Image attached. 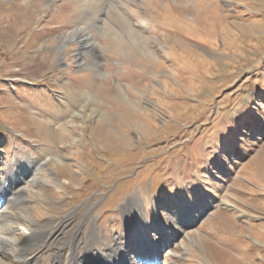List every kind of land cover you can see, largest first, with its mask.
Listing matches in <instances>:
<instances>
[{
    "label": "rangeland",
    "instance_id": "1",
    "mask_svg": "<svg viewBox=\"0 0 264 264\" xmlns=\"http://www.w3.org/2000/svg\"><path fill=\"white\" fill-rule=\"evenodd\" d=\"M1 180L30 264H264V0H0Z\"/></svg>",
    "mask_w": 264,
    "mask_h": 264
},
{
    "label": "bare ground",
    "instance_id": "2",
    "mask_svg": "<svg viewBox=\"0 0 264 264\" xmlns=\"http://www.w3.org/2000/svg\"><path fill=\"white\" fill-rule=\"evenodd\" d=\"M82 3H83V1H82ZM77 5H80V4H77ZM83 5H85V4H83ZM90 6H92V5H90ZM87 7H88V5H87ZM77 14L78 15H76L77 17H75L76 19L74 21L75 23L79 22V20H80L78 18V16H80V13H77ZM83 14L85 15V11H84ZM84 19H82V20H84ZM129 30L134 32V30L132 29V26H130ZM85 36H86L85 38L87 39V43L90 44V38H89L90 34L86 33ZM26 182H27V180H26ZM19 183L21 184L22 181L17 182V185ZM11 187L12 186H11V184H9V182L5 184L4 182L2 183V180L0 181V216L4 213V211L6 210L8 205L14 200L13 198H14V195L16 193H17L16 199H15V201L17 202L16 204H18L24 198V196H23L24 194L23 193L26 190L25 187H22V185H21L20 187L16 188L13 185L12 190L15 189L14 192L11 191ZM9 195L11 196L10 201L7 199ZM16 208L18 209L20 207H16ZM11 213L13 215H17V211H14V213L13 212H11ZM28 222L30 224V225L28 224V226H33L34 227V225L36 224L35 221L31 220V219ZM33 227H31V229ZM42 232H43V230L40 231V232H39L38 229L33 230V233L30 232V233H32L30 239H27V240L25 239L24 242H17L16 243L11 238L12 232H11L10 228L8 226H6L4 222L3 223L0 222V250L3 251L4 248H8L10 251H12V253H14L12 260L6 261L2 257H0V264H30L31 261H33V258H35L36 256L34 254L28 252L29 246L32 245V244L34 245V244L39 243V240H40L39 237L41 236ZM165 235H170L169 231H166ZM147 247L148 248H147L146 251H148V250L149 251L151 250L150 252H152V250H154V251L151 254H149V258H147L148 254H143V258H147L148 261H149L148 263L152 264L154 262V257L156 255L155 254L156 253V248L153 246L152 242H150L147 245ZM122 260H125L123 252L120 253L119 258L117 257V259H111V260L108 261L107 264L120 263V262H122ZM95 263L96 264H106L104 262H99V261H96ZM56 264H59V263H56Z\"/></svg>",
    "mask_w": 264,
    "mask_h": 264
}]
</instances>
